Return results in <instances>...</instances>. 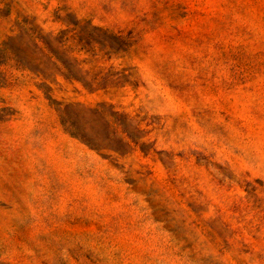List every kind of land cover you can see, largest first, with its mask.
<instances>
[{"label": "rangeland", "instance_id": "obj_1", "mask_svg": "<svg viewBox=\"0 0 264 264\" xmlns=\"http://www.w3.org/2000/svg\"><path fill=\"white\" fill-rule=\"evenodd\" d=\"M0 264H264V0H0Z\"/></svg>", "mask_w": 264, "mask_h": 264}]
</instances>
